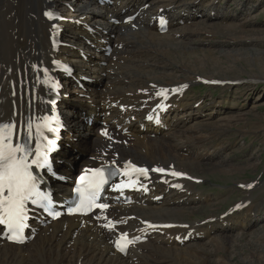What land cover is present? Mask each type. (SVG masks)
<instances>
[{"label": "bare ground", "instance_id": "6f19581e", "mask_svg": "<svg viewBox=\"0 0 264 264\" xmlns=\"http://www.w3.org/2000/svg\"><path fill=\"white\" fill-rule=\"evenodd\" d=\"M51 1L53 2V0H0V122L16 125L14 138L24 134L31 138L35 136L32 127L29 131L28 125H32L42 113L48 112L49 107L46 104L48 82L54 77L64 79L62 76L52 74L54 66L51 65V61L61 59L71 65L74 75L80 76L76 80L90 78L89 82L80 83L82 90L85 91L76 92L72 88L69 91L65 90L59 102L64 110H72V114L68 113L66 118L63 148L56 155L63 162L59 165L62 173L66 172L69 177L86 163L95 162L99 165L116 155L113 161L131 159L148 167L172 168L193 180H200L202 175L197 174L198 167L208 159L207 156L211 160L210 154L214 155L216 149L210 151L202 135L193 136L199 131L196 127L184 128L186 123L193 121V117L187 116L186 113L187 109L191 108L188 96L178 95L169 103L171 104L169 115L164 119L166 131L146 128L145 132H141L139 130L141 120H138V117L155 105L150 101L151 95L156 92L172 87L189 88L193 81H215L214 77H206L190 70H187L188 75L176 78L169 72L170 68L167 65L158 66L156 63L154 65L153 55L167 54L166 47L177 44L174 43L175 35L180 37L176 42L180 44L185 55L195 52L188 45L197 42L194 36L199 33L197 32L199 27H206L211 19L220 18L222 12L217 7L212 8L211 10L217 14L211 17L209 11L199 18L205 23L197 25L199 22L195 23V17L199 10L203 9V0H195L181 6L177 4V0H161L163 3L157 5H153L156 0H112L111 5L102 7H97L95 0H78L76 3L62 0L59 6L66 22L62 23L65 31L61 39L70 47H60L57 51H52L49 41L52 35L51 25L42 16L43 11L51 8ZM146 3L149 4V8L141 10L132 24L115 27L112 20H123ZM175 8L180 11L181 19L177 20V25L179 22L183 24L181 32L187 31L194 35L193 40L189 39V42L185 35L170 26L166 34L159 35L154 25H150L151 17L156 15L159 9L169 17L171 25L175 17L172 14ZM191 23L193 24L189 26ZM194 24L195 27L191 29ZM131 27L135 28L134 31L127 29ZM85 28L94 29L95 34L90 35ZM122 31L124 36L125 33H130L144 44L139 50H145L147 47L151 49L146 53L137 52L138 48L132 50L137 55L127 53V48L132 45V39L123 38ZM113 36L116 38L115 42L112 41ZM101 39L105 42L104 45L112 47V42L114 43L108 59L99 51L104 46L99 42ZM85 40L90 43L87 45ZM91 44L95 45V49H91L89 46ZM121 46L123 49H119ZM194 56L196 57L195 54ZM206 62L199 58L194 65L201 66L200 64L204 65ZM207 63L211 68L215 67V63L210 60ZM45 69L47 75L44 74ZM227 79L220 81H228ZM68 86L74 85L66 84V89ZM79 94L85 95L89 100L81 99ZM141 105H145L146 110L140 109ZM119 106L126 107L123 115L118 110ZM106 112H110V117L106 116ZM180 115L182 117L178 118ZM101 116H105L103 120L105 126L85 124V118L92 117L96 121ZM130 116H134L137 121L127 126L128 135L121 136L113 129L111 121L116 120L120 125ZM26 117L27 121L24 123ZM193 122L196 123L197 120L194 119ZM95 129L103 131L105 137L109 138H102L95 133L96 140L90 145L85 136L93 134L92 130ZM150 134L154 136L151 137ZM75 137L79 148H76L77 144L72 145L75 148L69 147V141ZM73 151L76 155H88L90 159L86 157L84 163L78 166L71 158ZM233 169L232 166L228 167L230 173ZM182 184L183 193L157 185L152 197L163 195L160 203H153L152 197L140 199L139 204L116 206L112 210L110 208L99 213L96 221L85 218L82 224L77 218L65 217L54 223L43 220L41 222L43 226L35 222L33 227L37 234L28 244L13 246L0 240V264H209V259L212 264H231L229 261L232 250H229V244L232 247L238 237L251 236L243 231L258 227L264 220V213L261 211L264 200L251 201L264 194V183L248 187V183L245 182L243 194H247V198L233 204L234 207L239 206L238 216H229L225 211L218 213L219 216L211 214L207 217L210 222H213L211 219L216 215L219 217L213 224L203 223L204 219L196 221L186 219L193 214L196 207L211 203L212 199H209L210 194L204 195L199 192L196 185L190 182ZM52 189L55 198L67 197L70 186L68 182H57L52 185ZM131 215L135 216L136 220L131 218ZM221 215L226 217L222 220ZM113 218L115 219L112 220ZM111 220L121 221L120 226L112 227ZM144 221L148 224H172L174 228L166 229L163 236L158 234L148 236L145 243L131 248L125 257L115 253L111 245L113 239L123 230L133 232L134 236L138 234L137 230L143 233L141 230L144 227L141 229V225ZM227 223L230 225H224ZM145 231L149 232L150 229ZM189 232L190 235H200L201 239L180 243L181 238ZM252 235L254 243L258 238L264 241V224H259ZM219 250L223 251L226 257L218 258ZM260 250L264 252V247Z\"/></svg>", "mask_w": 264, "mask_h": 264}, {"label": "rangeland", "instance_id": "374dc122", "mask_svg": "<svg viewBox=\"0 0 264 264\" xmlns=\"http://www.w3.org/2000/svg\"><path fill=\"white\" fill-rule=\"evenodd\" d=\"M70 1L76 3L78 0ZM192 1L195 0H177V4L181 6ZM53 3L54 6L61 9L59 5L62 4V0H53ZM159 3H163V1L156 0L153 5ZM209 4L211 5L208 6ZM202 6L203 9H200L195 17V23L199 22L197 25L205 23L199 18L209 13V11L211 17L217 14L211 10L214 7H217L222 14L220 18L211 19L206 27H199L197 32L200 34L196 33V37L190 32H181L183 24L179 22L177 25V20H180L181 17L179 15L180 11L176 8L172 13L175 17L170 25L171 28L179 30L185 35L188 42L189 39L193 40L194 36V40L196 39L197 42L189 43L188 47L194 49L195 52L185 55L179 46L180 44L176 42L180 37L175 35L174 43L177 44L166 47L167 54L153 55V64H159L158 66L167 65L170 68L169 72H172L171 74L176 78L183 77L184 74L188 75L187 70H190L206 77H214L217 81L226 80L227 78L229 79L226 82L237 83L240 81V84H234L235 86L215 88H209L198 81H193L194 83L192 82V85L189 86L191 88L187 96L191 108L187 109L186 113L187 116L193 117V121L195 119L197 122L186 123L184 128L196 127L199 131L193 136L202 135V137H205L203 138V140L205 139L204 142L208 143V148L210 147L209 150L216 149L214 155L210 154L212 159L209 160V156H207L208 159L197 170V174L202 175L200 177L204 181L199 191L203 194H210L209 199H212V202L196 207L193 214L186 217L189 221L207 220L209 215L226 212L233 202L247 198V194H243V184L245 182L264 183V0H203ZM192 24L188 25L191 26ZM122 26V24L115 25L118 28ZM176 26L180 27L175 28ZM193 27H195V24L190 28ZM127 29L134 31L135 28ZM121 33L123 38L132 39V45L127 48V53L137 55L132 50L138 48L137 52L146 53L151 49L147 47L145 50H139V47L144 46V44L135 39L130 33H125L126 36H124L123 31ZM118 34L120 35V32ZM115 40L116 38L113 36L112 41L115 42ZM113 42L112 47H114ZM120 48L123 49V46ZM91 49H94V47H91ZM116 49L118 50V48ZM96 54L98 55V53ZM108 58L110 57L105 56V59ZM199 58L207 62L209 60L214 62L215 69L211 68L207 62L204 65L202 63L201 66H198L199 64L195 66L194 63ZM109 74H112V72H109ZM103 82L105 83V81ZM64 88L66 87L64 86ZM69 89L70 86L65 90L69 91ZM79 97L86 101L89 100V98ZM64 111L67 113L66 115H69L70 112L72 114V110ZM177 117L181 118L182 116ZM92 131L93 134L85 136L88 139L87 143L90 145H93L96 140L94 136L96 132L95 130ZM69 144V147H71V141H69ZM72 145L79 148L76 137ZM75 156L74 153L71 155L72 160H75ZM81 156L82 159L75 160L78 166L84 163L88 155ZM229 166L234 168L232 173L229 172L230 170L228 171ZM263 199L264 194L256 197L258 202L263 201ZM262 208L261 211L264 213V206ZM262 212L260 213L262 214ZM251 219L254 220L253 217ZM259 224H264V220ZM258 227H251L249 231L244 230L243 233L251 234V236L238 237L232 247L229 244V250H232L229 261L231 264H264V252L260 250L264 247V241L258 238L254 243L255 239L252 235ZM202 243L209 245L206 242ZM217 257H226V254L219 250L217 251ZM208 263L212 264L211 259Z\"/></svg>", "mask_w": 264, "mask_h": 264}, {"label": "snow or ice", "instance_id": "6c2138e0", "mask_svg": "<svg viewBox=\"0 0 264 264\" xmlns=\"http://www.w3.org/2000/svg\"><path fill=\"white\" fill-rule=\"evenodd\" d=\"M45 15L52 17V13L46 12ZM47 75V69L44 70ZM165 94L162 90L158 95ZM47 126V124L45 125ZM29 131L31 124L28 125ZM39 127V126H38ZM16 125L14 123L0 124V224L6 225L10 230L17 233L12 239L19 240V232L22 231L26 212V203L34 196H38L37 192V177L33 175L31 170L32 165L38 167L43 166L41 160L44 153L37 145L35 151V159L29 162V150L25 144L12 143L15 134ZM127 167L135 171L146 174L147 169L136 168L130 162ZM154 171H164L163 169H154ZM174 176H180L181 173L173 172ZM93 179L89 180V189L87 195L84 194V189H78L81 192V202L78 206L80 209H90L95 204L96 195L101 186L106 183L102 170H95ZM98 178V179H96ZM85 177H81L83 182ZM248 187H252L248 185ZM46 199V198H45ZM97 207L105 208L106 205H97ZM74 211V210H73ZM58 215V214H57ZM110 225H105L109 227ZM126 239V235H125ZM130 243V241H127ZM117 247L120 251H124V247L117 241Z\"/></svg>", "mask_w": 264, "mask_h": 264}]
</instances>
